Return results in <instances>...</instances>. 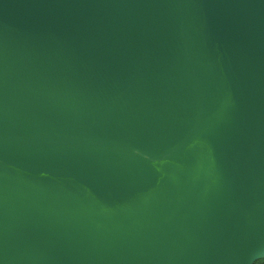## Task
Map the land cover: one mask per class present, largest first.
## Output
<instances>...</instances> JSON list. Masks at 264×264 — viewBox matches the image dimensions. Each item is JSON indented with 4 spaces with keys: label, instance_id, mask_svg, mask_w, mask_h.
Segmentation results:
<instances>
[{
    "label": "water",
    "instance_id": "1",
    "mask_svg": "<svg viewBox=\"0 0 264 264\" xmlns=\"http://www.w3.org/2000/svg\"><path fill=\"white\" fill-rule=\"evenodd\" d=\"M264 256V0H0V264Z\"/></svg>",
    "mask_w": 264,
    "mask_h": 264
},
{
    "label": "rangeland",
    "instance_id": "2",
    "mask_svg": "<svg viewBox=\"0 0 264 264\" xmlns=\"http://www.w3.org/2000/svg\"><path fill=\"white\" fill-rule=\"evenodd\" d=\"M263 258H264V256L254 260L251 264H264V263H260L261 262L260 260H262Z\"/></svg>",
    "mask_w": 264,
    "mask_h": 264
},
{
    "label": "trees",
    "instance_id": "3",
    "mask_svg": "<svg viewBox=\"0 0 264 264\" xmlns=\"http://www.w3.org/2000/svg\"><path fill=\"white\" fill-rule=\"evenodd\" d=\"M261 262L260 263H264V258L262 260H260Z\"/></svg>",
    "mask_w": 264,
    "mask_h": 264
}]
</instances>
